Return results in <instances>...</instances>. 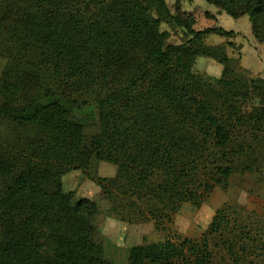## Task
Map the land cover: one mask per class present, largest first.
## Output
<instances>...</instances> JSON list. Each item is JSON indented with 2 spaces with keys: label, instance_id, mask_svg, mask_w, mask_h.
I'll return each instance as SVG.
<instances>
[{
  "label": "trees",
  "instance_id": "obj_1",
  "mask_svg": "<svg viewBox=\"0 0 264 264\" xmlns=\"http://www.w3.org/2000/svg\"><path fill=\"white\" fill-rule=\"evenodd\" d=\"M207 1L248 15L264 44V0ZM165 18L183 28L185 42H169ZM217 32L236 34L195 30L166 0H0V122L9 126L0 139V264L103 257L98 205L64 189L65 165L114 164L104 194L126 197L143 221L179 210L202 172L224 185L240 167L256 170L264 82L252 92L250 69L233 66L228 47L240 44L205 43ZM199 56L221 65L216 82L194 72ZM228 224L220 208L208 233ZM211 256L207 236L166 239L131 246L126 264H212Z\"/></svg>",
  "mask_w": 264,
  "mask_h": 264
},
{
  "label": "rangeland",
  "instance_id": "obj_2",
  "mask_svg": "<svg viewBox=\"0 0 264 264\" xmlns=\"http://www.w3.org/2000/svg\"><path fill=\"white\" fill-rule=\"evenodd\" d=\"M166 2L174 17L195 30L219 24L226 29L242 28L232 37H225L218 32L209 33L204 41L206 44L234 42L235 39L236 43L241 42V47L237 44L235 48L228 47L234 59L233 66L236 63L237 68L244 67L241 61L237 62L238 57H242L244 64L251 67L253 71L248 69L249 73L246 75L250 77L252 92H256L264 82V70L259 68L261 64L257 60L259 56L255 54V50L260 52L261 48L252 38L248 15L234 18L227 8L223 9L221 4L207 0ZM215 6L225 12L217 21H214ZM161 27L169 32L170 43L179 44L187 40L183 28L171 18H165ZM246 35L251 38L247 39ZM5 65L6 59L0 57V77ZM193 70L205 80L214 83L220 76L221 65L214 59L199 56ZM247 103L251 106L255 101L250 99ZM93 131L94 129H91L89 135L93 134ZM8 133V124L0 122V139L6 138ZM256 151L260 164L254 172H243L240 167L224 185L216 184L207 173L202 172L190 185L191 195L179 210L162 208L154 218L146 221L141 220L138 208L128 206V199L120 193L114 191L112 197L104 194L100 183L106 179L105 183L108 184L107 180L115 176L117 168L114 164L93 159L86 167L63 166L61 173L64 189L74 192L77 199L89 198L98 205V211L92 220L96 227L95 239L103 245L104 255L101 259L82 255L81 263L126 264L129 249L133 245L166 239L173 242H180L184 238L202 240L207 236L212 264H264V139L256 144ZM224 207L227 208L229 219L227 228L215 234L208 233L207 228L213 215ZM229 242L235 243L233 250L228 249Z\"/></svg>",
  "mask_w": 264,
  "mask_h": 264
},
{
  "label": "crops",
  "instance_id": "obj_3",
  "mask_svg": "<svg viewBox=\"0 0 264 264\" xmlns=\"http://www.w3.org/2000/svg\"><path fill=\"white\" fill-rule=\"evenodd\" d=\"M209 6H211L210 4H208ZM198 7H200V6H198ZM202 8V7H201ZM200 8V9H201ZM199 10V9H198ZM205 10V9H204ZM215 11L214 12H216V14H215V19H214V21H217L219 18H221V15H223L225 12H223L221 9H219V8H217L216 6H215V9H214ZM210 12V11H209ZM214 16V15H213ZM231 16L232 17H234L232 14H231ZM241 17H243V16H240V17H234V18H241ZM219 23H221V22H219ZM221 24H219L218 25V27H222V28H224V26H220ZM214 26H217V25H214ZM224 29H226V28H224ZM241 29L242 28H240V29H238V30H234V29H226V30H234V32H239V31H241ZM243 34L245 35L246 33H244L243 32ZM251 35H252V33H251ZM247 36V39L248 38H251L250 37V35H246ZM253 36V35H252ZM253 39H254V41H256V39L254 38V37H252ZM252 39V40H253ZM251 40V41H252ZM235 42H237L236 41V39L234 40ZM257 42V41H256ZM238 44H240V47L242 46V43L240 42H238ZM257 45H259V48H261V51L259 52V50H255V48L254 47H252L256 52H255V54H257L259 57H257V60H258V62L261 64L260 65V67L259 68H262L263 70H264V58H261L262 57V55L264 56V53H262V52H264V49H262L263 47H264V44L263 43H258L257 42ZM260 54V55H259ZM208 58V57H207ZM241 63H242V65H244L246 68H249L250 70H252L251 69V67L250 66H247V65H245L244 64V62H243V60H242V57H241ZM258 63V64H259ZM255 66H257V65H255ZM253 71V70H252Z\"/></svg>",
  "mask_w": 264,
  "mask_h": 264
}]
</instances>
